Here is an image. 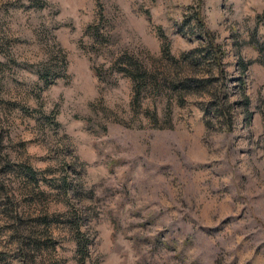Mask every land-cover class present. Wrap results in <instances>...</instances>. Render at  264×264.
<instances>
[{
    "label": "rangeland",
    "instance_id": "374dc122",
    "mask_svg": "<svg viewBox=\"0 0 264 264\" xmlns=\"http://www.w3.org/2000/svg\"><path fill=\"white\" fill-rule=\"evenodd\" d=\"M0 264H264V0H0Z\"/></svg>",
    "mask_w": 264,
    "mask_h": 264
},
{
    "label": "trees",
    "instance_id": "16d2710c",
    "mask_svg": "<svg viewBox=\"0 0 264 264\" xmlns=\"http://www.w3.org/2000/svg\"><path fill=\"white\" fill-rule=\"evenodd\" d=\"M216 47L215 46H211V49H212V52H214L215 53V49ZM166 51L165 50H162V55H165L166 56ZM214 60H215V62L217 63V65L219 64V60H218V57H214ZM128 74H129V76L135 81V80H137V78L135 77V74L133 73V72H128Z\"/></svg>",
    "mask_w": 264,
    "mask_h": 264
}]
</instances>
